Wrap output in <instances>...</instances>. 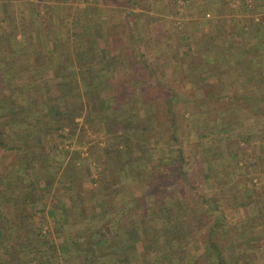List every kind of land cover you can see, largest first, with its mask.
<instances>
[{
  "label": "rangeland",
  "instance_id": "rangeland-1",
  "mask_svg": "<svg viewBox=\"0 0 264 264\" xmlns=\"http://www.w3.org/2000/svg\"><path fill=\"white\" fill-rule=\"evenodd\" d=\"M167 1L174 10L184 7L182 0ZM204 5L205 3H203ZM147 11L156 12L153 9ZM200 12V16L196 13L197 17L203 16L199 18V22L201 25H206L207 21L202 20L210 19L212 13L208 10L203 12L202 8ZM208 13L210 17H207ZM131 14L132 21H150L151 19L143 17L140 12ZM121 15L119 14V16ZM192 17L193 15L189 14L186 17L189 18L188 21H180L181 24H189L190 28H194L192 22L197 18ZM196 27V32L203 28L200 25ZM120 28L122 29V26ZM128 28L132 32L138 27L136 24H132L128 25ZM149 28L150 32L157 33V30H152L151 26ZM180 29L178 32L182 37L180 35L177 41H166L162 51L160 42L152 40L149 35L146 39L138 40L131 36L132 39L124 40L120 37L115 41L114 46L117 48V52L121 53L115 52L116 56L109 59L114 63L111 66V71L114 70L113 75L124 78L119 68H128L130 79L142 81L139 90L138 88L135 90L120 88L110 90L111 96L118 97L117 102L111 99L115 108L121 109L127 118L129 117L130 124H127V129L116 127L117 122L106 121L104 112L101 114L103 118L98 117L99 113L93 104L94 112L86 113V110H90L86 98L82 103L81 114L86 113L88 116V114L95 113L97 118L95 122L99 125L94 124V118L81 127H79L80 122H77L75 125L73 124V136L67 134L69 139L60 131L59 140L48 136L47 145L34 148L35 150H31V152L30 148L24 146H22L23 149L20 148L19 152L0 150V172L14 158L21 159L17 160L16 164L19 163L23 166L25 157L30 154L34 158L32 162L36 165L34 169L38 178L43 180L49 176L54 178L53 184H49L50 186L47 185L48 183L40 186V180L36 181L37 188L39 186L43 189L47 187L51 190V194L46 195L47 192L43 190L42 194L44 195H35L36 190H34L33 199L35 202L37 200L43 203L46 201L48 206H45L44 209L47 216H49L52 204L57 210L71 206L68 213L70 221L67 224L69 225L65 229L63 228L68 232L66 233L68 235L64 238L62 234H59L60 239L72 238L71 235H74L75 232L83 230L82 233H79L81 234L80 239H82L84 235L85 237L89 235L91 230L100 224V227H107L102 224L94 210L93 205H96L97 202L89 194L94 189L97 195L98 190L105 196L109 193L108 197L102 201L104 211L116 215L119 213L122 218L126 215L124 216L126 225L130 220H135V225L137 223L140 226L145 241L136 243L137 250L131 246V239L124 241L125 244H128L127 247H130L129 254L133 261H137L135 264H213L211 261L213 253L206 245L208 234L212 230L210 236L217 247L224 252L223 257L227 258L226 264H235V261L230 260L227 256L232 245L230 238L236 234V227L239 229L243 226L244 218L241 211L236 210L238 206H236L235 194L244 188H252L249 185L250 177H254L253 173L256 168L259 171L264 169L263 164L259 162V159L262 160V155H264V137L258 134L252 135L249 133L250 130L242 125L243 123L248 124L243 119L252 114V111L261 109V106L243 104L236 91L230 88L226 90L227 94L223 95L221 103L200 104L196 101V104H192L189 99L194 97V89L189 88L187 82H181L180 76L175 77V72L169 74L170 71L166 70V72L164 68L161 70L158 62L165 59L164 54L172 53L169 44L172 46L177 44L173 48L177 47L175 53L180 55L183 53L184 62L187 63V60L192 59L193 49H191L190 43L193 44V41L189 42L190 30L187 31L189 26H183ZM238 34H243V32L240 31ZM122 55L124 58H121ZM9 67L13 68L14 64ZM37 77L34 76L37 82L41 83L43 80ZM28 79L30 80V77ZM117 81L120 80L116 79L115 82ZM45 84L48 83H43V85ZM44 88H38L39 93L47 95L45 94L47 87ZM23 90L27 93L29 89L24 88ZM212 91L214 90L211 89L210 92ZM1 92L7 98L6 89L1 88ZM218 92L219 90H217ZM13 94L18 97V100L21 99L19 96L22 94L18 88L14 90ZM67 97L69 99V96ZM129 98H132V101ZM204 99L208 98L206 96L198 98L199 101ZM122 101H125L124 104ZM51 107L57 108V106ZM58 108L60 112H65L64 106H58ZM39 109L43 110L35 104L25 105L24 101H20L15 110L18 116L22 111L24 114L22 117H28L32 122L33 119L40 117ZM170 112L173 113L172 116ZM59 116L52 115V120L47 119L45 123L48 125L51 122L56 125L60 122L57 120ZM8 118L5 114L0 116V126L7 135L11 133L7 127ZM81 128L89 129L91 132L97 129L101 131L102 135L96 136L98 139L95 138L97 140L96 147L94 142L88 141V137L82 133ZM110 131L112 132L109 133ZM117 131L118 133H116ZM124 136L125 142L129 143L127 148L126 146L122 148L121 141L124 140ZM103 139L108 140L103 142ZM113 145H116V148H112ZM107 146L108 148L103 150ZM109 147H111L110 150ZM45 148H47L46 151H44ZM121 155L129 162L128 168L123 169L124 176H120L121 180H128L124 181L128 186L122 184V181L115 185L108 182L111 179L109 174L111 175L115 169H121V162L117 160ZM104 160H113L115 168H103ZM252 160L255 162L252 163ZM241 161L244 163L242 166L239 164ZM9 168L7 167L6 171ZM21 170V173L23 172V175L30 180L31 176L27 172V167L24 165ZM117 180L119 181V179ZM1 186L8 185L0 184ZM58 188L61 189L57 190ZM127 193L132 194L130 199L137 200V202L134 201V204L138 205L137 210H132L134 204L131 205L130 199L123 200L122 196ZM45 198L46 200H44ZM54 207L51 209L52 211L55 210ZM24 215L27 222L30 223V215H27L26 212ZM3 218L4 214L1 211L0 220ZM62 221L64 220L61 219ZM38 223H44L42 214L39 215ZM49 225L48 223L43 224V230H48L49 235L47 236L48 240L41 242V247H44V243L48 244L46 247H49V242H54V236H57L54 231L56 228H51ZM35 226L30 227L35 230ZM18 227V233L25 229L23 221ZM31 228L30 230H32ZM160 235L162 236L160 237ZM164 241L172 242L173 254L169 251L154 255L159 249L158 247H162ZM166 249L164 248V250ZM241 249L242 247L239 250ZM148 252L150 254L146 256ZM146 259L147 261H145Z\"/></svg>",
  "mask_w": 264,
  "mask_h": 264
},
{
  "label": "crops",
  "instance_id": "crops-1",
  "mask_svg": "<svg viewBox=\"0 0 264 264\" xmlns=\"http://www.w3.org/2000/svg\"><path fill=\"white\" fill-rule=\"evenodd\" d=\"M203 3H205L204 6ZM182 4L184 5L182 9L174 10L167 0H0V116L5 114L9 117L7 127L11 133L7 136L10 144L22 149V146L30 148L31 152L47 145L48 136L59 140L60 131L64 136L68 137L67 134L73 136V124L77 122H80L78 124L81 127L94 118V124L99 125L95 122L97 121L95 113L88 116L86 114L94 112L92 104L99 113L98 117L103 118L100 103L101 100L106 99L113 105L111 89L135 90L138 88L139 90L142 84L140 79H130L128 68H119L124 78L113 75L114 70L111 71V66L114 63L109 59L116 56L115 52L121 53L117 52L114 46L115 41L120 37L124 40L130 39L131 36L133 39H146L149 35L152 40L160 42L162 51L166 41L179 39L181 34L178 30L183 26H189L187 30H190L189 42L193 41V44L190 43L193 49L192 59L187 60V63L184 62L183 53L177 54L175 53L177 47L173 48L177 44L173 46L169 44L172 53L164 54L165 59L158 61L161 70L164 68V71H170L169 74L175 72V77L180 76L181 82H187L188 87L194 89V97L189 99L192 104H196V101L200 104L221 103L223 95L227 94L226 90L229 88L236 91L243 104H258L261 109L252 111V114L244 118L243 121L248 124L243 123L242 126L249 129L252 135L258 134L264 137V107L262 108L264 106V0H182ZM201 8L203 12L208 10L212 13L210 19L202 20L207 21L206 25H201L199 22V18L203 16L197 17V14L201 15ZM151 9L156 12L147 11ZM133 12H140L143 17L151 19L150 21H132L131 13ZM119 14L122 15L119 16ZM189 14L193 15L192 18H197L192 22L194 28H190L189 24L182 25L180 22L188 21L189 18L186 17ZM207 17H210L209 13ZM132 24H136L138 28L131 32L128 25ZM141 24L143 25L140 26ZM198 25L203 28L196 32ZM149 26L152 30H157V33L150 32ZM240 31L243 34H238ZM124 55L121 58H124ZM12 64L14 67H9ZM34 76L40 77L48 84L43 85L45 83L43 81L38 83ZM116 79L120 81L115 82ZM40 87H45L44 89L47 87L45 90L47 95L39 93ZM1 88L6 89L7 98L1 94ZM17 88L22 94L19 96L22 100H18V97L13 94ZM24 88L29 89L27 93L24 92ZM211 89L214 91L210 92ZM217 90H219L218 93ZM205 96L208 99L198 100ZM86 98L90 110L81 114L82 103ZM129 99L132 101V98ZM17 100L24 101L25 105L35 104L43 109L38 111L40 112V117L36 118L39 120L38 124L34 122L36 119L31 122L28 117L16 120L15 109L19 103ZM125 101H122L123 104ZM4 106L8 107V111L4 110ZM51 106H57V108ZM58 106H64L65 109V112H60L57 118L60 122L56 125L49 122L47 125L45 121L52 120L51 113L54 109L60 110ZM71 109H74L71 116L66 115ZM78 111L80 114L75 115ZM104 118L107 121V115ZM59 126H61L60 130L57 129ZM81 130L88 137V141L94 142L96 147L95 138L98 139L96 136L102 135L101 131L97 129L91 132L85 128ZM107 140L103 139V142ZM107 148L108 146L103 150ZM112 148H116V145ZM46 150L47 148L44 151ZM32 159L34 158L28 154L23 166L17 163L6 171L9 186L0 187V212L3 211L4 214V218L0 220V226L8 224L6 221L8 217L10 220L16 217L24 220L26 212L30 215L29 218L31 217L29 222H33L29 223L31 227L39 225L38 218L42 214L44 223L50 224L51 228H56L54 230L56 234L68 233L64 229L69 225L67 224L70 221L68 213L71 206L57 210L51 205L50 212H47L49 216H47L44 209L48 206L46 201L35 202L33 199L34 190H36L35 195H44L43 190L47 192L46 195L51 194L50 189L47 187L43 189L40 186H44L45 183L53 184L54 178L50 176L47 177L48 180L38 178L34 169L36 165ZM253 161L255 162L252 160V163ZM259 162L264 166V155ZM113 163H115L113 160H104L102 165L103 168H115ZM239 164L244 165L242 161ZM24 165L31 176L30 180L27 176L25 180H22L24 177H21L20 167L23 169ZM252 167L255 169L254 165ZM113 171L111 175L109 174L111 179L108 182L115 185L120 182V179L118 181L114 178ZM253 175L254 177L251 176L249 181L252 188H244L235 194L236 206H238L236 210H240L244 217L243 226L239 229L236 227V234L230 238L232 245L227 256L230 260L233 259L235 264H264V169L259 171L256 168ZM38 180H40V186L37 188L35 182ZM121 181L128 186L124 183L128 181L127 179ZM59 189L61 188L57 190ZM94 191L93 189L89 194L96 199L97 203L93 205L95 209L98 203L101 204L108 197L109 193L105 196L98 190L97 195ZM125 195L122 196L123 200L128 201L132 194ZM53 207L54 211L51 210ZM61 219L64 221L61 222ZM60 223L62 227L59 226ZM17 229L19 228H14V233H17ZM4 230L11 233V227ZM15 237L13 235V238ZM9 239H12L11 235ZM62 240L59 238V241ZM46 245L48 246L44 243L41 251L46 252L48 248ZM206 245H208V239ZM241 247L242 249L239 250ZM219 251L224 260L223 264H226L227 258L223 257L224 252L220 248ZM60 259L59 264L68 263L64 258ZM211 261L213 264H219L214 254Z\"/></svg>",
  "mask_w": 264,
  "mask_h": 264
},
{
  "label": "trees",
  "instance_id": "trees-1",
  "mask_svg": "<svg viewBox=\"0 0 264 264\" xmlns=\"http://www.w3.org/2000/svg\"><path fill=\"white\" fill-rule=\"evenodd\" d=\"M111 99L115 100L116 102L118 101V97L115 95H112ZM109 102V100L104 99L101 100L100 103L102 112L107 115V120L113 121L114 123L117 122L116 127L120 126V129H127V124H130L128 122L129 117L127 118V116L121 111V109H116L115 105L109 104ZM4 110L8 111V107L4 106ZM53 112H55L54 115L60 114L59 110L54 109ZM73 112L74 109H71V111H68L66 115L71 116V113ZM170 113L172 116L173 113ZM79 114L80 112L78 111L75 115ZM16 116V120L19 121L22 116H24V114L22 113V111H20L19 116L18 113ZM70 119L72 120V118ZM34 122L38 124L39 120L36 119ZM64 124H66V122ZM57 129L60 130L61 126H59ZM123 139L124 140L121 141L122 148L125 146L127 148V146H129V143L125 142V136ZM10 143L11 142L7 134L0 126V150H16V152L20 151L21 147L12 146ZM17 160L20 161L21 159H12L8 163L9 165L7 164L3 171L0 172V184H2L3 186H9V182L7 181L5 175L7 167L15 165ZM119 161L122 165L121 169H115L113 171V175L115 179H120L121 181L120 176H124L123 169L128 168L127 164L129 165V162H127V159L122 155ZM131 166L133 165L131 164ZM21 171L22 170L20 169V172ZM21 177H24V179L22 180L26 179V176L23 175V172L21 173ZM134 201L137 202L136 199H131V205L134 204ZM133 206L134 208L132 210L138 209L137 204H134ZM94 210L95 212H97L98 217H100V221H102V224L107 225L106 228H103L104 226L100 227V224L99 226H96L94 229H92L89 235H87L86 237L85 235H82V239H80L81 234L79 233H82L83 230H78L74 233V235H71L72 238L68 237L67 239H63L62 241H59L60 235L56 234L57 236H54L55 241L49 242V247L46 248V252L41 251V242L46 239L48 240L47 236L49 235V231L43 230V224H39L38 226H36V229L32 231L29 228L30 225L27 222V218L24 217L25 220H21L16 217L13 218V221L10 220V217L6 218L8 224L5 226H0V264H59V260H61L60 258H64V260H66L65 262H68L66 264H135L137 261H133V258L129 254L130 247H127L128 244H125L124 241H126L127 239H131V246H134L137 250L136 243H143L145 241V236L143 232L141 233L142 230L140 229V226L137 223L135 225V220H130V222L126 225V223L124 222V216L126 215H124L122 218L119 213H117V215L108 213L104 211L102 203H98ZM162 213L164 214V212ZM21 221H23L25 229H22L19 233H14V228H19L18 226L21 225ZM56 223H58V221ZM59 226L62 227V223H60ZM7 227H11L10 234L7 233L8 231H3V229ZM212 231H210V233ZM210 233L208 234V248H210L212 253L215 255V259L218 260L219 264H223L224 260L221 258L219 248L211 238ZM10 235L12 236L11 240L9 239ZM13 235H15L16 237L13 238ZM62 235L65 238V236L68 234L62 233ZM6 239H9V241H6ZM171 245L172 242L169 243L164 241L161 245L163 248L158 247L159 249L156 250L157 252H155L154 255H159L169 251L173 253L174 251ZM164 248L167 249L164 250ZM149 254L150 253L148 252L146 256H149ZM145 261H147V259Z\"/></svg>",
  "mask_w": 264,
  "mask_h": 264
}]
</instances>
